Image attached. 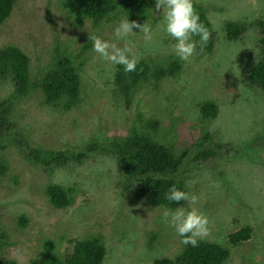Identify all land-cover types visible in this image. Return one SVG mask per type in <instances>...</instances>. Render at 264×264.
Here are the masks:
<instances>
[{"label":"rangeland","instance_id":"374dc122","mask_svg":"<svg viewBox=\"0 0 264 264\" xmlns=\"http://www.w3.org/2000/svg\"><path fill=\"white\" fill-rule=\"evenodd\" d=\"M148 1L153 8L144 23L151 26L152 38L145 40L142 32L131 34L127 42L132 53L139 60L166 49L180 70L157 88L134 89L127 102L115 95V65L102 60L89 40L96 34L123 47L126 41L116 40L113 29L124 13L93 31L90 20L76 27L62 0L15 1L0 25V47L19 46L29 57L30 74L36 79L59 47L56 59L69 56L80 74V101L68 111L44 104L39 90L19 96L24 98L14 101L12 110L18 132L29 145L76 151L91 140L100 143L125 136L134 127H143L146 119L159 121L151 133L160 141L176 145L197 140L200 128H209L220 135L210 145L222 141L231 147L225 146L214 163L188 161L187 192L197 200L182 207L205 212L209 220L205 238L229 248L222 264H264V93L244 83L259 53L257 33L254 26H247L241 39L229 40L224 30L229 19L263 18L264 0H193V5L204 7L215 41L210 52L195 50L186 61L176 57L174 41L163 31L162 9L155 7V0ZM86 43L90 46L83 49ZM11 91L1 77L0 98ZM203 98L218 107L215 118H206L205 123L197 108ZM170 123L173 132L168 131ZM16 145L9 142L0 147V155L9 161V176L15 174L17 179L0 182V227L8 240L0 245V258L29 264L45 239L64 254L75 239L94 234L103 237L106 248L101 264H153L156 256H172L180 245L174 229L161 219L165 206L131 195L133 188L123 185L112 158L97 154L78 165L47 169L24 159ZM47 183L71 186V204L53 209L45 195ZM20 213L28 219L23 228L17 225ZM243 226L250 227L249 238L230 245L228 235Z\"/></svg>","mask_w":264,"mask_h":264},{"label":"trees","instance_id":"16d2710c","mask_svg":"<svg viewBox=\"0 0 264 264\" xmlns=\"http://www.w3.org/2000/svg\"><path fill=\"white\" fill-rule=\"evenodd\" d=\"M15 1L0 0V25L9 16ZM61 6L76 27L81 28L85 20H90L93 31L99 30L103 23L107 24L115 20L119 12L124 13L129 21L135 20L138 24H143L149 18V11L153 8L152 2L148 0H120V2L118 0H62ZM193 6L210 32L206 46L201 50V47L197 45L196 51L198 54H202L203 51L210 52L215 41L211 32V23L202 5ZM247 26H254L253 30H256V45L259 53L254 64L246 71L247 80L244 83L247 87L259 88L264 93V17L254 21L239 19L224 21V30L229 40L241 39ZM194 38L198 40V37ZM89 46L90 43L83 44V49ZM162 50L164 52L139 59L136 70L133 72L126 73L123 71V65H115V95L121 96L127 102L131 99L134 89L137 90L143 86L157 88L162 80L175 78L180 65L171 53H167L166 49ZM59 51L58 47L56 52ZM56 52L52 53L44 74L36 79L30 74L29 57L26 53L13 44L0 47V78L2 77L5 81V85L12 86V91L6 97L0 98V147L4 148L9 142H17L18 146H16L24 159L41 164L47 169L68 163L72 166L78 165L85 160H93L97 154L105 155L115 160L118 170L123 174L124 182L133 188L132 193L135 194V198L143 197L153 204L170 208L182 207L186 201L179 202V205L170 203L164 198V192L173 184L187 191L184 175L191 169L188 161L191 160L200 165L214 163V159L222 155L225 146L231 147L222 141L210 145L220 135L215 136L214 132L205 126L198 130L200 134L197 140L180 145L171 144L169 140L160 141L159 137L151 133L158 129L152 130L154 126L159 125L157 119H146L143 127L140 125L134 127L125 136H112L100 143L91 140L76 151L68 148L44 149L29 145L22 140L23 136L18 132L19 125L15 123L12 116L14 101L35 93L36 90L41 92L43 103L56 110L60 107L61 111H68L80 101L78 65L73 64L69 56L56 59ZM164 56L167 58L161 60ZM23 95L25 96L19 97ZM197 108L201 116L198 115V117L203 118L205 123L206 118L210 120L215 118L218 107L215 101L203 98L202 101L197 102ZM136 116L140 118V114ZM168 131H175L171 123ZM9 168L8 159L0 155V182L7 178L17 180L15 174L9 176ZM191 175L194 176L193 172ZM157 176L160 179H157ZM70 187L58 183L46 184L45 195L53 209H63L71 204L69 194L72 189ZM27 223L25 214L17 215V225L20 228L25 227ZM250 232L249 226H243L228 235V243L237 245L247 240ZM102 238L94 234L75 239L70 252L64 254L58 253L55 244L45 239L41 249L31 258L29 264H101L106 252ZM5 241H8L6 232L0 227L1 247ZM172 253V256H156L152 261L153 264H222L229 256V248L204 238L196 247L180 243ZM0 264L19 263L14 259L0 258Z\"/></svg>","mask_w":264,"mask_h":264},{"label":"clouds","instance_id":"9594fccd","mask_svg":"<svg viewBox=\"0 0 264 264\" xmlns=\"http://www.w3.org/2000/svg\"><path fill=\"white\" fill-rule=\"evenodd\" d=\"M155 7L162 9L163 31L174 41L172 48L180 61H186L192 57L197 45L201 47V50L206 46L210 32L201 21L199 13L194 9L193 0H155ZM134 28H138L139 31L134 32ZM113 32L116 40L126 41L123 47H117L100 35L94 34L89 36L92 50L111 65H123V71L126 73L135 71L138 58L133 55L127 38L131 34L142 32L144 39L150 40L152 38L151 26L145 23L140 25L135 20L129 21L125 17L120 20ZM193 37H198V40H193ZM115 165L117 166L116 162ZM118 172L123 185L132 188L124 182L123 174L119 170ZM157 179L160 177L157 176ZM164 198L177 205L181 201L191 200L194 203L197 200L195 195L190 196L184 188L175 184L167 188ZM161 219L174 229L176 235L180 237V243L185 246L196 247L198 242L203 241L209 233L207 215L195 207H165Z\"/></svg>","mask_w":264,"mask_h":264}]
</instances>
